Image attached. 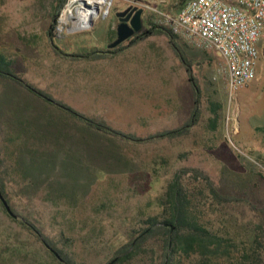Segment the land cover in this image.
Listing matches in <instances>:
<instances>
[{"label":"rangeland","instance_id":"rangeland-1","mask_svg":"<svg viewBox=\"0 0 264 264\" xmlns=\"http://www.w3.org/2000/svg\"><path fill=\"white\" fill-rule=\"evenodd\" d=\"M186 1L108 0L98 7L91 25L74 30L72 18L82 3H76L72 16L62 23L68 0L60 8H56L58 0H0V52L14 61L16 72L52 99L89 119L103 120L125 135L117 139L70 119L60 120L53 109L0 82V119L20 103L28 112H46L58 123V135L48 127L52 137L58 136L55 145L45 142L41 151L20 149L16 170L21 177L12 174L15 209L38 219L50 233L63 227L65 211L73 223L87 218L100 221L91 235L96 244L89 242L95 245L86 244L75 230L74 250L82 264H105L128 228L124 221L145 208L151 212L155 197L181 169L207 174L231 203L212 201L213 207L225 209L239 224L247 226L250 220L263 217L264 41L257 47L255 78L230 95L224 79L217 75L219 55L179 38L201 94L197 123L177 138L149 139L184 127L194 107L188 74L167 38L126 40L106 53L116 39L115 15L122 8L143 9L141 32L149 22L163 27L153 9L175 13ZM213 109L218 116L211 124ZM131 136L146 140H131ZM187 185L201 190L197 198L207 211V188L194 180ZM247 228L252 230V225ZM7 238H18L28 246L27 254L13 258L14 264H51L42 246L0 213V241Z\"/></svg>","mask_w":264,"mask_h":264},{"label":"trees","instance_id":"trees-1","mask_svg":"<svg viewBox=\"0 0 264 264\" xmlns=\"http://www.w3.org/2000/svg\"><path fill=\"white\" fill-rule=\"evenodd\" d=\"M64 1L58 0L56 8H60ZM57 19L58 14L53 16L52 23L56 24ZM148 24L146 30L134 34L128 40L136 43L154 35L165 36L175 56L186 69L194 96V107L189 122L184 127L160 132L149 139L181 137L186 134L187 128L197 123L200 117L197 100L201 90L190 75L191 63L178 45L179 38L165 27H157L150 22ZM121 44L107 50L106 53L117 50ZM1 81L18 88L32 101L53 109L61 116L60 120L70 119L94 132L113 138L125 137L109 127L105 121L89 119L52 99L43 91L35 89L16 72L14 61L2 52H0ZM16 106L9 114L10 117L7 115L0 119V193L17 219L8 215L1 201L0 213L10 222L18 225L29 238L40 244L51 264H82L78 261L74 250L78 238L75 230L84 236L82 240L86 241V244L95 245L97 240L91 235H94L97 225L101 224L100 221L95 222L87 218L79 223H73L67 216L68 212L65 211L63 227L57 232L50 233L38 219L23 216L15 209L11 188L16 181L12 174L21 177L16 170L22 155L20 149L30 147L41 151V144L46 142L55 145L58 139V136L52 137L49 130L52 127L56 133L55 126L58 123L46 115V112L31 113L20 103H16ZM212 112L214 117L210 119L211 124L218 116L216 110L213 109ZM129 138L137 141L146 140L132 136ZM192 172L181 169L174 173L163 187V191L153 200L151 212L147 213L145 208L131 219L124 221L128 228L120 234V243L109 252L105 264L115 259L112 264H264V212L260 219H252L247 223L252 225V230L247 228L246 223L239 224L235 216L225 209L213 207L212 201L219 205H230V199L219 193L207 174L198 170ZM190 180L201 183L209 191V195L206 196L208 201L205 202L208 204L205 205L207 211L201 208L197 198L201 190L194 191L198 188L191 189L187 185ZM86 244L85 246H88ZM27 248V243L18 238L0 241V264H14L13 258L22 253L27 254Z\"/></svg>","mask_w":264,"mask_h":264},{"label":"built area","instance_id":"built-area-1","mask_svg":"<svg viewBox=\"0 0 264 264\" xmlns=\"http://www.w3.org/2000/svg\"><path fill=\"white\" fill-rule=\"evenodd\" d=\"M153 11L173 35L219 55L217 75L230 95L255 78L257 47L264 41V0H187L174 14Z\"/></svg>","mask_w":264,"mask_h":264},{"label":"water","instance_id":"water-1","mask_svg":"<svg viewBox=\"0 0 264 264\" xmlns=\"http://www.w3.org/2000/svg\"><path fill=\"white\" fill-rule=\"evenodd\" d=\"M85 7L90 8L91 6L86 4ZM97 12L98 11V7H95ZM143 14V9L138 8V7H129L126 10H124L121 13H117L116 16L121 18L120 19V24L117 26L116 29V39L108 46V49H113L116 46H118L119 44L125 42L126 40H128L129 38H131L134 34L138 33L141 28H142V21H141V16ZM126 15V17H124ZM76 17H74L72 19V27L74 30H82L87 28L89 25H91V19L86 20L85 28H78L76 25ZM0 201L2 203V205L4 206L6 212L8 213L9 216H11L14 219H17V216L14 215L9 206L7 205V203L5 202V200L3 199L1 193H0ZM47 249L50 250V248L47 247ZM52 251V250H50ZM57 255V254H55ZM116 260V259H115ZM111 261L108 264H112L114 263V261Z\"/></svg>","mask_w":264,"mask_h":264},{"label":"bare ground","instance_id":"bare-ground-1","mask_svg":"<svg viewBox=\"0 0 264 264\" xmlns=\"http://www.w3.org/2000/svg\"><path fill=\"white\" fill-rule=\"evenodd\" d=\"M105 2V0H68L66 8L64 9L60 21L64 23L68 18L72 16V8L76 3H82L83 6H80L76 16V25L78 28H85L86 20H90L93 17L98 15V12L95 7H99ZM86 4H92L90 8L85 7ZM101 8V6H100ZM99 8V9H100ZM74 18V17H73ZM72 18V19H73ZM70 30V29H69Z\"/></svg>","mask_w":264,"mask_h":264},{"label":"flooded vegetation","instance_id":"flooded-vegetation-1","mask_svg":"<svg viewBox=\"0 0 264 264\" xmlns=\"http://www.w3.org/2000/svg\"><path fill=\"white\" fill-rule=\"evenodd\" d=\"M129 7H134V6H126V7L122 8L121 10H119L117 13H121V12H123L124 10H126V9L129 8ZM117 13H116V14H117ZM115 17H116V21H117V25H116V29H117V26L121 23V22H120V19H121V18L117 17L116 15H115ZM124 17H126V15H125Z\"/></svg>","mask_w":264,"mask_h":264}]
</instances>
